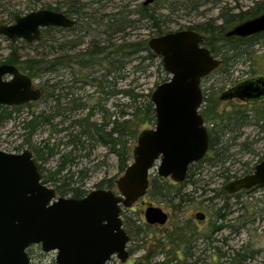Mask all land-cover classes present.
Returning a JSON list of instances; mask_svg holds the SVG:
<instances>
[{"label":"rangeland","instance_id":"rangeland-1","mask_svg":"<svg viewBox=\"0 0 264 264\" xmlns=\"http://www.w3.org/2000/svg\"><path fill=\"white\" fill-rule=\"evenodd\" d=\"M71 2L78 6L80 4L85 5L83 12L88 13V15H85L84 19L86 17V21H89V23L86 24L89 33L84 35V33H78L77 30L72 33L67 31L56 33L55 37L52 38L53 40L60 41V43L64 40L69 41L70 45V41L76 42H73V48L70 46L66 52L61 51L55 54V57H49L48 60L63 56L65 59L59 60V62L56 61L55 65H59V69L52 75L45 76L44 80H49L51 85H56L61 81L66 82L68 86L66 91L71 93L69 97L74 99L70 102L71 105L83 104L85 108L66 112L64 117H58L54 121V124H58V127L40 128L37 135L33 138V144H36L38 147L40 145L43 146V142L47 138H52L51 144L58 143L59 145L57 150L58 155L49 159L45 156L44 159L39 160L37 163L42 167V172H40L43 182H46L44 183L46 186L51 188L55 187V184L52 182V177H55V172L60 170L61 173L57 178L64 179L67 177L71 179L72 182H69L71 183V187H81V190L86 192L85 195H88L95 190H108L112 181L117 183L124 175L120 173L119 158L113 152L110 144H105L96 140L91 144H86L87 146L85 149H78L71 156L70 161L61 160L63 154L73 150L71 147L60 144V142H66L67 134L72 132V129L67 131L64 129L70 126L74 120H79L86 117L89 113H92L90 122L97 125L109 122L110 124H108L106 131H110L114 121L119 122L123 120L120 116L123 112L129 111L127 105H130V101L121 96L113 97L108 101H104L103 98H101V100L98 101L99 95L102 97L103 95L97 88L85 84L87 81V71L83 74L79 67L76 66L74 62L68 61V59L79 51L82 53V51L87 49L91 39L96 38V40H98L99 38H105L106 36L102 34L106 29V23L111 19L119 21L121 15L129 17L131 20L139 21L136 27H132L126 33V36H128L126 38L131 42H136L140 39H148L152 36L153 26L150 21L141 20L131 13V11L137 10L138 7L143 4L144 0H0V26L10 25L13 22L10 20V13L17 12L21 15H25L32 11L42 10V8L48 9L49 7L51 9L58 7L66 11L68 3ZM257 2L264 4V0H220L216 4L210 0V2L206 4H203L205 2L201 3L197 11L195 10L187 15L184 14L183 11H178L179 5L175 4L171 6L164 0H155L152 7L157 8L160 13L172 15L164 19L163 27L167 28L168 31L176 32L187 30L189 26L206 22L211 18L216 19L215 22L221 25L224 20L221 19L222 14L224 17H227L228 14L235 15L239 12L249 11ZM226 7L228 9L224 10L223 8ZM171 12L172 14H170ZM78 35L83 38H77ZM120 36H115L118 41ZM48 43L49 45L54 44L55 47H59V43L52 44L50 41ZM26 45L27 44H24L22 41L17 42L20 53L24 58H42V56L54 52V50H50L48 47H41L39 45L30 47ZM245 51L247 54L243 58L236 61H234L235 58H231L226 65L222 66L223 70L218 69L210 76L203 79L201 87L204 99L218 101L221 93L238 83L264 77V35L260 40V44H257L253 48H246ZM10 52V42L6 41V38L3 37L0 39V65L3 64L4 59ZM217 58L222 60L220 57ZM159 59L160 58L154 61H145L141 68H146L147 71L138 73L133 69L136 64V62H134L127 70V78L124 82L119 83L113 77L109 78V81L116 85L114 88L117 91L119 89L128 88L131 85L136 91L144 94L151 93L152 95L157 88L156 84L164 78L163 72L165 71L162 72L159 67ZM162 69L164 70L163 65ZM35 86L36 88L42 89L39 81L35 83ZM96 87L98 86L96 85ZM58 92H56V94ZM65 92H62L64 94L61 97L62 104L65 102ZM99 104L103 105L106 112L101 110ZM55 105L56 102L44 98L36 104L25 107L21 114H14L11 120L1 124L0 150L10 154H21L25 150H30L33 152L34 156H36L34 149L24 144L25 137L23 135L25 132L23 130L22 121L34 111L36 113L45 112V114H50L52 107ZM204 105L205 104H203V106ZM238 105L240 106L237 100H235V102L230 101V103L221 101V105L217 107L216 110H214L213 107V113H222L225 111L229 113L236 108H240ZM63 108V106H59L55 109L58 110ZM262 110H264V100L261 104L251 108V117L254 119V117L261 116L260 112ZM204 121L207 127L206 120L204 119ZM253 122H255V120H253ZM251 124L245 128L244 136L238 139L236 145L232 146L229 153L230 157L226 164L211 166L209 163H204L199 167L198 172H195V176L190 180L188 179L183 193L190 199L186 202H182V207L179 210L174 209L168 200H164L161 197H151L150 195L139 200L132 208L127 210L124 209L122 218L124 222L127 221L128 230L131 228L134 230L136 228V220L139 216L142 217V221L145 222L144 213L150 206L160 207L170 215L168 223L159 228L160 230H157L159 235L165 234L167 231L172 232L177 225V219L181 217L185 219L190 218V221H195V215L204 213L212 222L216 211L227 207V210H223L221 213L226 219L217 224L219 226H225V229L217 235L220 240V243L217 244L221 249L220 251L228 255L232 251L236 252L242 250L246 252L245 256H247V261L242 262L243 264H264V189L254 190L250 193H243L233 197H230L229 194H224V192H226L225 187L230 182L244 177V172L251 168H255V166L264 159V132L261 131L262 123H260V127ZM147 129L153 128H141L136 133L135 140L132 136L126 137V145L130 148L129 165L133 162V150L137 145L138 136L142 131ZM57 130H59V132H57ZM74 131L73 135L77 134L76 132L79 133L80 129L75 128ZM243 145L245 146L242 147ZM158 166L159 163L151 170V178L158 175ZM228 176L237 177L227 179ZM170 182L172 183V181ZM115 186L116 187L110 190L116 191L117 184ZM59 196L61 197V195ZM70 196L71 194L67 193L62 197L70 198ZM140 224L145 225L143 222ZM190 224L193 225L192 222ZM235 229H239L240 231L235 233ZM145 230L147 233L152 230L151 234L155 231L147 227H145ZM132 238L129 249H135V252L134 254L132 253L133 256L130 257V262L128 264H136L135 260L140 262V264H145L148 261L146 260L147 256L149 262L152 261V259L149 258L150 254L147 248H150L151 251H154L156 248H152L148 242L142 243L141 238L136 239L135 236H132ZM166 245L167 242L162 245L164 251H166V248H164ZM27 253L30 257L31 264H57V253H45L41 245L31 246L27 250ZM158 261L162 262L164 260L158 257ZM224 261L225 260H220L218 262H220V264H228V262ZM110 264L122 263L115 258ZM230 264L235 263L230 261Z\"/></svg>","mask_w":264,"mask_h":264},{"label":"water","instance_id":"water-1","mask_svg":"<svg viewBox=\"0 0 264 264\" xmlns=\"http://www.w3.org/2000/svg\"><path fill=\"white\" fill-rule=\"evenodd\" d=\"M155 0H144L151 6ZM75 21L53 10H38L17 16L11 26H0V36L11 42H37L46 28H71ZM264 33V14L245 21L226 37L248 38ZM150 50L161 58L169 80L151 95L156 112L153 129L140 133L133 150V162L117 181V190H95L82 199L60 197L43 183L30 150L10 154L0 150V264H31L27 250L41 245L45 253L56 252L57 264H106L116 256L129 258L130 237L123 227V209L144 198L150 187V173L157 163L158 176L181 184L189 168L203 160L210 147V135L201 108L202 81L222 61L205 46L203 36L181 30L153 37ZM42 97L33 80L15 66L0 65V106L18 107ZM264 99V77H258L227 92L223 99ZM264 187V159L252 174L226 186L229 194ZM148 224L165 225L168 214L160 207L145 211Z\"/></svg>","mask_w":264,"mask_h":264},{"label":"trees","instance_id":"trees-1","mask_svg":"<svg viewBox=\"0 0 264 264\" xmlns=\"http://www.w3.org/2000/svg\"><path fill=\"white\" fill-rule=\"evenodd\" d=\"M165 2L172 5H179L178 11H183L184 14H191L195 10L201 6V3L206 4L210 2V0H164ZM201 1V2H200ZM220 0H212L213 3H217ZM179 2V3H178ZM202 4V5H203ZM85 5L80 4L79 6L75 3H68L67 10L64 11L61 8H53L50 7L48 9L61 12L66 15H75L79 21L81 22V28L78 33H84L86 35L89 33L88 27L86 24L89 21H86L85 15L88 13L83 12ZM169 8V7H165ZM44 9V8H42ZM228 9L226 8H223ZM134 15L139 17L141 20H148L152 24V36L148 39H140L136 42H131L128 40V36L126 33L132 27H136L138 20H131L127 16L119 17V21H115L113 19L109 20L105 27L103 34L106 36L105 38H99L98 40L91 39L88 44V48L80 51L77 54H74L73 57H70L68 61H72L76 66L79 67L83 74L87 71L86 74V83L91 87H95L100 90L103 95L98 97V101L103 98L104 101H108L109 99L121 96L130 101V105L128 112H123L120 116L122 121H114L112 123V129L110 131H106L109 122L97 125L95 123L90 122V118L92 113H89L86 117L81 118L79 120H74L70 126H68L65 131L71 130L66 136L67 141L60 144L66 145L67 147H71L73 150L69 153L63 154L61 156V160L70 161L71 156L78 149H85L86 144H91L96 140L98 142H103L105 144H110L113 152L119 158V167L120 173L124 174L127 167L129 166V153L130 148L126 145V137L132 136L133 139H136V133L144 127L154 128L156 124V112L154 105L151 100V93L144 94L142 92L136 91L131 85L125 89H119L118 91L114 88L116 85L109 81V78L113 77L117 82L122 83L126 80V72L129 67L136 62L133 69L136 73L138 72H146L147 69H142L143 63L148 60L154 61L160 57L156 56L149 48L148 43L149 40L153 37L163 36L168 33H172V31H168L167 28L163 27L164 19L172 15H165L160 13L157 8L151 6H144L141 4L137 10L131 11ZM172 14V12L170 13ZM264 14V4L261 2H257V4L252 7L249 11L239 12L235 15H230L224 17L222 14L221 19L223 23L218 25L214 18L209 19L203 23H196L187 28V30H193L195 32L200 33L203 36V46H205L215 57H220L222 60L221 66L218 68L219 70H223L222 66L226 65L231 58H235L234 61L243 58L247 52L246 48H253L257 44H260V40L263 37L264 33L260 35L251 36L248 38H239V37H226V33L230 31L233 27L254 19L260 15ZM17 15H21L19 13H10V20L14 21ZM88 17V16H87ZM62 31H67L63 29L57 28H46L42 31L41 39L35 43L28 44L26 46H34L39 45L41 47H48L50 50H54V52H50L47 55L42 56V58L38 57H28L24 58L20 53V48L17 46V43H12L8 39L6 41L10 42L11 52L4 59L3 64L15 65L24 73L29 75L32 79L39 81V84L43 90L42 99L48 98L49 101L56 102V105L52 107L50 114L36 113L35 111L30 113L28 117L24 121H22L23 130H24V144H27L29 147L34 149L36 156L35 161L38 163L39 160H42L47 156V158H53L58 155V143L51 144L52 138H47L43 142V146L39 147L33 144V138L37 135L40 128L45 127H58V124H54V121L58 117H64L66 112H71L74 110H78L79 108H85L83 104L80 105H71L74 99L70 98V94L66 90L68 86L66 82H58L56 85H51L49 80H44L45 76L52 75L59 69V65H55L56 61L64 60L65 58H53L52 60H48L49 57L54 56L61 51L66 52V50L71 46L73 48V41L71 45L69 41H60L53 40L56 33H60ZM123 34V36H122ZM121 35L119 37V41L115 36ZM3 37L0 36V39ZM77 38H83L77 36ZM59 43V47H55V45H49L48 42ZM18 42V41H17ZM76 42V41H75ZM75 48V47H74ZM63 58V59H62ZM159 67L162 72V63L161 58ZM64 63V61H63ZM58 64V63H57ZM61 65V64H60ZM217 69V70H218ZM164 73V78L161 79L160 82L156 84V87L160 84L169 80V75L166 72ZM247 82V81H246ZM244 83V82H242ZM242 83H238L232 88L221 93L219 97V102L217 100H206L204 99L201 109V115L206 120V124L208 127L209 135H210V147L207 156L198 163L193 164L189 168V175L187 180L183 184H173L168 179H162L158 176L151 178V186L147 195L151 197H161L164 200H168L172 207L176 210H179L182 207V202L188 201L190 198L184 195V187L187 184L188 179L190 180L195 176V172H198L199 167H201L204 163H209L211 166L224 165L227 163L230 155V150L232 146L237 144L238 139L244 136V130L248 126L261 125V131L264 132V110L260 112L259 117H251V108L255 105L261 104L262 100L259 101H243L240 99H227L224 100V95L235 89ZM96 85L99 87H96ZM59 91V92H58ZM66 91V92H65ZM56 92H58L56 94ZM62 92H65L64 100L65 102L61 103V97L64 95ZM41 99V100H42ZM67 100V101H66ZM237 100L240 104V108H236L231 112L227 113V111L222 113H213L214 110L217 109L221 105L222 102H235ZM211 101V102H210ZM36 104V103H34ZM235 104V103H234ZM31 105V104H30ZM101 110L106 112V109L103 108V105L99 104ZM210 105V106H209ZM29 105H23L18 107H5L0 106V125L4 122L11 120L14 114H21L25 107ZM63 106V109L56 110L55 108ZM209 106V107H208ZM131 110V111H130ZM119 117V118H120ZM255 120V122H253ZM260 127V126H259ZM79 128L80 132H76L77 134L73 135L75 132L74 129ZM59 132V130H57ZM83 140V141H82ZM87 142V143H86ZM53 145V146H52ZM243 145L242 147H244ZM56 148V149H55ZM39 170L42 172V167L40 164H37ZM63 167V164H62ZM60 167V168H62ZM254 168L249 169L244 172L243 176L253 172ZM61 173L60 170L55 172V177H52V182L55 184V189L59 195L64 196L67 193L71 194L70 198L82 199L86 195V192L81 190V187H71L72 182L71 179L65 177L64 179H59L57 176ZM237 176H228L227 179L236 178ZM70 180V181H69ZM46 181V180H45ZM46 183V182H43ZM104 184V183H103ZM116 183L112 181L111 185L108 187L110 190L115 186ZM102 186V185H101ZM224 192V191H223ZM224 194H228L227 191ZM227 210V207L221 208L216 211V214L222 215V211ZM126 226H127V221ZM137 226L133 230L132 228L127 231L131 236H135L136 239L141 238V242L146 243V234L145 225L138 224V218L136 220ZM149 229V227H147ZM133 232V235H132ZM140 241V240H139ZM133 251H131L132 253ZM240 255L236 256L235 264H239ZM238 258V259H237ZM146 263L149 264V259ZM145 263V264H146Z\"/></svg>","mask_w":264,"mask_h":264},{"label":"flooded vegetation","instance_id":"flooded-vegetation-1","mask_svg":"<svg viewBox=\"0 0 264 264\" xmlns=\"http://www.w3.org/2000/svg\"><path fill=\"white\" fill-rule=\"evenodd\" d=\"M42 10H50V9H42ZM32 12H34V11H32ZM17 16H24V15H17ZM66 16L75 21L74 26H72L71 28H57V29L67 30V32H70V33L74 32L75 30H77L79 32V30L81 28V26H80L81 22L78 24L79 19L75 15L74 16L73 15H70V16L66 15ZM14 23H15V19L10 25H7V26H11ZM41 36H42V32H41ZM17 41H22L24 44L26 43L23 40H17ZM17 41L14 43H17ZM73 42H75V41H73ZM33 43H35V42H33ZM26 44L28 45L29 43H26ZM30 44H32V43H30ZM13 66H15V65H13ZM15 67L22 74L27 75L22 70H20L17 66H15ZM27 76H29V75H27ZM32 80H33V88L41 90L42 96H43V90L40 88H36V86H35V83L38 81L34 80V79H32ZM41 99H42V97H41ZM34 103H37V102H34ZM34 103H27L25 105H30V104H34ZM5 107H7V106H5ZM188 175H189V172H188ZM168 180H170V178ZM170 181H172V180H170ZM185 182L186 181H184L183 183H185ZM172 183L177 184V183H174L173 181H172ZM183 183H181V184H183ZM150 186H151V178H150ZM259 189H264V187H255V188H252L250 190H241V191L234 193V194H229L228 192L227 193L230 195V197H233V196H236L239 194L241 195L243 193H250L254 190H259ZM225 191H226V189H225ZM125 210H127V209H125ZM167 214H168V220H169L170 215H169V213H167ZM122 216H123V211H122L121 217ZM144 216H145V213H144ZM142 219H143L142 217H140V216L138 217V224L143 222L147 227L155 230L152 232V234H151L152 230L149 233H147L146 239H145L146 243L148 242V244H150L152 248H156L154 251H151L150 248L149 249L147 248V250L149 251L148 253L150 254L149 258L152 259V261H150V263L152 262L153 264H220V262H218V261L225 260L224 262H228V264H230V261H233L235 263L236 256L238 254L240 255V258L238 257L239 258V261H238L239 264H243L242 262L247 261V256H245L246 252H244L242 250L236 251V252L230 251L231 253L228 255H226V253H223L222 251H220L221 249L217 245L220 243V240L217 237V235H219L225 229V226L224 225L219 226L217 224L220 222H223V220L226 219L225 216H223V215L215 214L214 220H212V222L208 218V216L204 213H199V214L195 215V221H192V220L190 221V218L185 219V218L181 217V218L177 219V221H178L177 225L175 226V228L172 232L167 231V232H165V234H161V235H159L157 233V230H160L159 228L165 226L168 223V221L165 225L161 226L158 224L150 225L146 222V220L144 222V221H142ZM122 220H123V218H122ZM191 222L193 223V225L190 224ZM123 227H124L126 233L130 237V242H129V244H130L133 238L130 235V233L127 231L126 222H124V220H123ZM239 231H240L239 229L234 230L235 233L239 232ZM165 242H167V245L164 246V248H166V251H164L163 247H162V245ZM142 243H144V242H142ZM223 243H224V241H223ZM129 244L127 246V252L129 253V258L127 259V261L125 263H123L116 256H114L106 264H110V262H112L115 258L118 259L122 264H128L130 262V260H129L130 257L133 256L132 253L134 254V252H135V249H133V250L129 249ZM131 251H133V252L131 253ZM158 257H161L162 260H164V261H162V262L158 261ZM228 260H230V261H228ZM135 262H136V264H140V262H137L136 260H135ZM222 264H225V263H222Z\"/></svg>","mask_w":264,"mask_h":264}]
</instances>
